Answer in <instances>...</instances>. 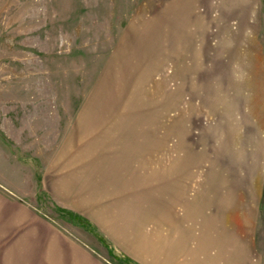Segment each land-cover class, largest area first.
<instances>
[{
    "label": "rangeland",
    "instance_id": "rangeland-1",
    "mask_svg": "<svg viewBox=\"0 0 264 264\" xmlns=\"http://www.w3.org/2000/svg\"><path fill=\"white\" fill-rule=\"evenodd\" d=\"M0 162V264H56L51 236L129 264L61 208L173 264V230L241 197L264 249V0H0Z\"/></svg>",
    "mask_w": 264,
    "mask_h": 264
},
{
    "label": "crops",
    "instance_id": "crops-1",
    "mask_svg": "<svg viewBox=\"0 0 264 264\" xmlns=\"http://www.w3.org/2000/svg\"><path fill=\"white\" fill-rule=\"evenodd\" d=\"M0 166L3 167V169L0 167V172H2L4 175L0 177V183H3L6 178L5 174L7 170L5 171L4 164L2 162H0ZM11 169L12 178L15 183H17L16 187L19 196L32 197V190L35 187V182L32 177L28 178L22 168L16 169V167L12 166ZM40 178L41 184L43 185L44 181L43 177H41V174ZM227 200L228 199H220V201L224 202H226ZM234 200L235 201L232 203L228 201V204L225 203L223 205V213L218 216L220 222L216 223V230L213 229L211 224L212 222L209 221V219L207 220L209 224H206L205 230L202 232L193 231L194 224L189 225V227H186L185 229L182 228L178 230L177 233L175 232V230H173L174 235L170 237L171 241L169 240V238L167 239L168 241H166L167 245L170 241V245L168 246L171 250V254L175 255L177 253L179 255L180 261L173 262V264H264V249L257 246L255 247V245V248L249 245L245 246L243 238L245 236L249 237L250 235L254 234V229L256 228V226L258 228V215L261 212L260 202L258 201V199L255 200V197L249 199L250 201L248 202H250V209L245 210L243 208V197L238 199L235 198ZM13 205L14 204H12V207ZM19 207H21L20 209L23 210L29 209L25 204H20ZM70 208L72 207H69L68 209L70 210ZM76 210L77 209L73 208L72 211H75V213L85 217L87 220L98 227L94 220L85 216L83 213H79ZM14 213L15 212L12 210V214ZM30 231L31 230H29L28 232ZM101 232L109 239V241L117 248L118 251H120L133 261L141 264L137 258L130 256L125 250L118 247L119 242L116 240L113 234H106L103 231ZM62 238L67 237L51 236L50 240L49 238L47 240V253L51 254L54 262L58 264V260L60 261V256L69 253V257L66 259L67 263L69 261V264H85L83 263L82 257L83 250L79 249L78 251L75 246H71L69 251H64L62 249L60 250L61 252L59 254V252L55 248H59L60 246L66 247V245L61 244ZM64 244L66 243L64 242ZM78 252L81 257H78ZM251 253L255 254L254 259H251ZM86 264H93V259L89 258Z\"/></svg>",
    "mask_w": 264,
    "mask_h": 264
},
{
    "label": "trees",
    "instance_id": "trees-1",
    "mask_svg": "<svg viewBox=\"0 0 264 264\" xmlns=\"http://www.w3.org/2000/svg\"><path fill=\"white\" fill-rule=\"evenodd\" d=\"M38 179H39V182H40V176L38 177ZM39 185H40V183H39ZM61 211L64 212V213H67L68 215H70L71 219L77 220V222L82 224L83 226L90 227L93 230L94 234H96L98 240L103 245H105L106 248H108L110 251H116L124 259V261H126L129 264H139V263L133 261L132 259H130L129 257L125 256L120 251H118L117 248L109 241V239L104 234L98 232L96 230V228L93 226V224L89 220H87L85 217H83V216H81L79 214L72 213V212H70L68 210H65V209H62V208H61Z\"/></svg>",
    "mask_w": 264,
    "mask_h": 264
}]
</instances>
